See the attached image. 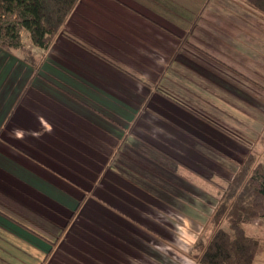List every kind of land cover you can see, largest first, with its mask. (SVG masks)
I'll return each mask as SVG.
<instances>
[{"label": "crops", "instance_id": "crops-1", "mask_svg": "<svg viewBox=\"0 0 264 264\" xmlns=\"http://www.w3.org/2000/svg\"><path fill=\"white\" fill-rule=\"evenodd\" d=\"M209 6L207 2L197 12L195 24ZM222 11L228 12L226 8ZM205 15L207 23L200 20L202 29H194L191 37L196 38L187 49L179 47L181 37L189 36L188 29L194 23L187 29L179 27V0H162V5L156 0L78 2L51 46L40 50L41 63L21 97L17 100L18 87L0 101V124H5L0 126L4 127L0 128L1 255L8 256L10 250L25 258L22 263L43 264V255L33 252L35 245L49 247L53 242L51 227L65 218L66 211L68 218L60 234L72 226L73 215L84 208L85 194H76L77 187L93 193L99 187L100 199L107 204L93 208L96 216L92 220L102 221L103 230L113 240L130 241L125 250L133 247L130 244L136 238H145L153 228H160L156 220L155 226L145 223L150 220L152 225V209L168 208L173 200L170 193L179 189L190 192L194 199L200 197L193 192L197 188L205 191L202 185L178 183L177 174L168 171V163H156V157H145L139 148L146 151L151 145L161 155L179 161V144L183 143L179 105L168 99L179 96L177 72L188 73L184 57L191 58V67L195 65L200 72L192 70L197 79V74L205 80H209L206 76L211 75V80L216 77L211 70H216V62L209 50L216 45L202 38L210 32L217 35L219 29L209 23L216 24L215 17L211 18L209 11ZM217 24L225 31L231 29ZM151 77L159 83L150 81ZM199 88L194 86L191 91L199 94ZM206 94L209 101L215 100L214 94ZM87 99H92L93 105H105L109 111H124L122 126L133 128V135L130 132L125 137L127 132L124 135L119 124L96 113ZM197 156L208 167L215 165L206 156ZM115 160L117 165L110 170ZM137 160L144 161L149 171ZM205 199L213 201L208 195ZM177 229L178 224L166 231L177 236ZM144 247L143 251L149 248ZM102 249L108 250L105 246ZM119 263L132 264L121 256ZM93 264L117 263L102 252L100 261Z\"/></svg>", "mask_w": 264, "mask_h": 264}, {"label": "rangeland", "instance_id": "rangeland-1", "mask_svg": "<svg viewBox=\"0 0 264 264\" xmlns=\"http://www.w3.org/2000/svg\"><path fill=\"white\" fill-rule=\"evenodd\" d=\"M156 1L162 5V0ZM207 2H210L207 13L209 11L210 17H215L216 24L211 21L209 23L217 26L219 32L217 35L208 33L210 35H205L202 41L209 39L207 44L216 45L209 47L212 55L210 58L216 62V70L215 68L211 70L214 76L218 77V73L222 79L215 77L211 80L210 75L206 76L209 80H205V76L197 74L198 80L193 71L200 72L195 69V65L191 67V58L184 57L183 61L188 63V73L177 72L179 96L177 99H168L173 105H179V137L183 139V143L179 144L181 150L179 161L161 155L151 145L145 147L146 151L143 147L139 148V152L145 157L151 159L156 157V163L160 161L168 163V171L177 174L175 179L178 178V183L186 184L188 187L202 185L205 191L197 188L193 196L200 197L196 199L191 197L190 192H181L179 189L173 194L170 193L173 200L168 203V208L158 206L159 209H150L152 212L149 211V217L154 220L151 221L152 225L149 224L150 220L148 224L145 223L148 226H155L158 222L160 228L158 230L153 228L151 235L146 233L145 238H136L130 244L133 247L128 246L129 249L125 250L123 247L130 241L122 238L113 240L103 230L105 227L101 224L102 221L92 220L96 216L93 208H98L99 204L103 206L107 204L100 199L99 187L93 189L96 193L77 187L76 194H85L82 202L84 208L73 215L72 226L62 235L60 233L68 218L67 211L64 213L65 218L51 227L53 242H49V247L46 248L42 243L35 245L37 248L33 252L38 251L40 256L43 255L41 263L45 260L43 264H93L100 261L101 253L105 252V258L117 264H120V256L132 264H201L203 247L218 230L216 227L218 225L210 218L223 196L224 187L250 155L255 156L256 163H264V13L257 11L244 0H179V27L189 28ZM223 8L228 12L224 13ZM204 15L200 16L197 24L194 23L188 29L189 36L181 37L179 47L190 49L193 46L191 39L196 36L191 37V34L195 28H200L199 22L204 19ZM207 20L205 18L203 22L207 23ZM218 22L221 26L225 24L226 28L230 26L231 29L223 30L218 26ZM28 37V32L23 29L24 44L33 48ZM36 70L37 67L24 59L21 49L0 46V101L19 87L21 91L18 100L31 84ZM161 72L159 71L158 75ZM148 79L152 82L158 81L154 77ZM194 86L200 87L197 90L199 94L191 91ZM207 92L215 95L214 101H209ZM87 100L96 113L106 116L110 123L119 124L118 129L121 133L125 135V131L127 132L125 137L130 132L133 135V128L129 130L122 126L124 111L119 114L117 111L105 109V105H102L103 108L100 107L101 104L93 105L92 99ZM0 126L5 124L1 123ZM171 147L174 150L175 146ZM191 149L197 154L191 155L188 151ZM230 149L231 151H228ZM197 155L206 156V159H210L215 165L208 167L206 161L198 159ZM117 162L115 160L110 170L113 166L116 167ZM137 162L149 171L143 164L144 161ZM215 173L217 174L213 176ZM206 195L213 201H206ZM72 211L75 209L72 208ZM131 223L145 226L140 222ZM177 224V236H174V232L168 235L167 227L172 228ZM243 226L249 235L259 240L253 264H264V217L247 220ZM218 227L231 231L224 220ZM41 228L44 226L41 225ZM103 246L109 251L103 250ZM144 246L149 247V250L143 251L146 248ZM8 252H10L8 256L0 254V264H27L22 263L25 258L10 250ZM50 254L52 256L48 260Z\"/></svg>", "mask_w": 264, "mask_h": 264}, {"label": "trees", "instance_id": "trees-1", "mask_svg": "<svg viewBox=\"0 0 264 264\" xmlns=\"http://www.w3.org/2000/svg\"><path fill=\"white\" fill-rule=\"evenodd\" d=\"M80 0H0V46L21 49L24 59L34 67L41 63L47 50L62 31ZM264 13V0H244ZM28 32L33 48L22 39ZM264 217V163H256L254 155L244 161L216 205L212 222L219 226L224 220L231 231L218 228L203 247L201 264H253L259 240L243 226L247 220Z\"/></svg>", "mask_w": 264, "mask_h": 264}]
</instances>
